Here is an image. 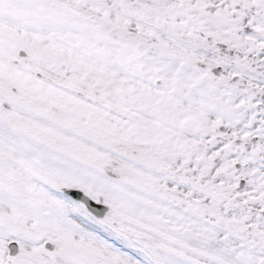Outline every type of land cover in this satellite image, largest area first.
I'll return each mask as SVG.
<instances>
[{"label": "snow or ice", "instance_id": "6c2138e0", "mask_svg": "<svg viewBox=\"0 0 264 264\" xmlns=\"http://www.w3.org/2000/svg\"><path fill=\"white\" fill-rule=\"evenodd\" d=\"M0 264H264V0H0Z\"/></svg>", "mask_w": 264, "mask_h": 264}]
</instances>
